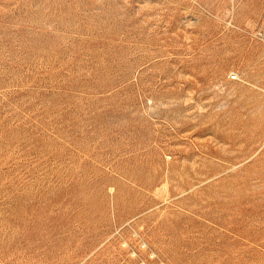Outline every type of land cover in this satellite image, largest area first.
Here are the masks:
<instances>
[{
	"label": "rangeland",
	"instance_id": "rangeland-1",
	"mask_svg": "<svg viewBox=\"0 0 264 264\" xmlns=\"http://www.w3.org/2000/svg\"><path fill=\"white\" fill-rule=\"evenodd\" d=\"M0 264H264V0H0Z\"/></svg>",
	"mask_w": 264,
	"mask_h": 264
}]
</instances>
